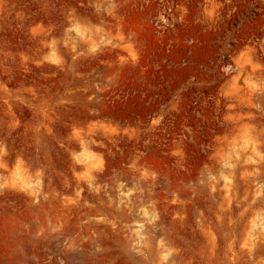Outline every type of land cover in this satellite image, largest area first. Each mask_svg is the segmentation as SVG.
Segmentation results:
<instances>
[{
    "label": "rangeland",
    "instance_id": "374dc122",
    "mask_svg": "<svg viewBox=\"0 0 264 264\" xmlns=\"http://www.w3.org/2000/svg\"><path fill=\"white\" fill-rule=\"evenodd\" d=\"M263 246L264 0H0V264Z\"/></svg>",
    "mask_w": 264,
    "mask_h": 264
},
{
    "label": "bare ground",
    "instance_id": "6f19581e",
    "mask_svg": "<svg viewBox=\"0 0 264 264\" xmlns=\"http://www.w3.org/2000/svg\"><path fill=\"white\" fill-rule=\"evenodd\" d=\"M253 142V141H252ZM96 161V160H95ZM212 184H213V182H212ZM124 194V193H123ZM127 197V196H126ZM199 226H201L200 224H199ZM139 229V228H138ZM160 229V228H159ZM140 230V229H139ZM139 230H138V232H139ZM141 231V233H142V230H140ZM152 231V230H151ZM150 231V232H151ZM137 232V233H138ZM140 233V232H139ZM153 233V232H152ZM160 233V232H159ZM160 234H162V233H160ZM140 235H143V233L142 234H140ZM139 235V236H140ZM156 235V234H155ZM159 235V234H158ZM152 237H153V235H151ZM157 236V235H156ZM139 238H141V237H139ZM154 238V237H153ZM142 239V238H141ZM148 239H150L149 237H148ZM157 239V238H156ZM251 239H252V237H251ZM152 240V239H151ZM241 241H243V240H241ZM251 242V241H250ZM255 242V241H254ZM253 242V243H254ZM150 243V242H149ZM248 243V242H247ZM142 244V243H141ZM241 244H243L244 245V243H239V246H241ZM254 244H256V243H254ZM142 245H144V244H142ZM249 245L251 246V243H249ZM248 244H247V247L249 246ZM258 245V244H257ZM145 246V245H144ZM143 246V247H144ZM148 247V246H147ZM152 247V246H151ZM242 247V246H241ZM244 247H245V245H244ZM256 247V246H255ZM264 247V246H263ZM154 248V247H153ZM240 248V247H239ZM243 248V247H242ZM143 249H145V248H143ZM147 249V248H146ZM249 249V248H248ZM239 250V249H238ZM259 250V249H258ZM264 250V249H263ZM152 251V250H151ZM146 252V251H145ZM240 252V251H239ZM151 253V252H150ZM241 254V253H240ZM154 255V254H153ZM233 255V254H232ZM242 255V254H241ZM249 255V254H248ZM261 255H263V254H261ZM238 256V255H237ZM236 256V257H237ZM243 256V255H242ZM246 256V255H245ZM152 257V256H151ZM154 257V256H153ZM233 258V257H232ZM250 258V257H249ZM260 259L262 258V257H259ZM258 258V259H259ZM168 258H166V260H167ZM172 259V258H171ZM240 259H242V257L240 258ZM256 259V258H255ZM174 260V259H173ZM231 260V259H230ZM244 260H245V258H244ZM247 260V259H246ZM258 261V260H257ZM260 261V260H259ZM167 263V262H166ZM177 263V262H176ZM239 263V262H238ZM234 264H236V263H234ZM244 264V263H243Z\"/></svg>",
    "mask_w": 264,
    "mask_h": 264
}]
</instances>
